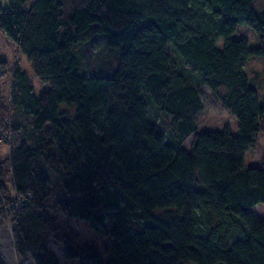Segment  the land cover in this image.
Returning a JSON list of instances; mask_svg holds the SVG:
<instances>
[{"label":"trees","instance_id":"trees-1","mask_svg":"<svg viewBox=\"0 0 264 264\" xmlns=\"http://www.w3.org/2000/svg\"><path fill=\"white\" fill-rule=\"evenodd\" d=\"M240 25L256 47L236 37ZM0 34L49 85L38 95L16 65L11 110L26 125L0 104V139L13 131L0 158V235L9 225L18 255L264 264V220L253 211L264 204V166L245 163L264 131V97L247 71L264 61V0H7ZM94 34L118 55L106 75L82 66L78 48ZM201 86L237 120L236 134L199 127ZM65 219L105 236L103 252L80 245ZM50 239L63 245L62 261Z\"/></svg>","mask_w":264,"mask_h":264},{"label":"rangeland","instance_id":"rangeland-1","mask_svg":"<svg viewBox=\"0 0 264 264\" xmlns=\"http://www.w3.org/2000/svg\"><path fill=\"white\" fill-rule=\"evenodd\" d=\"M5 6H7V0H0V8ZM236 37L246 39L250 48H254L259 44L254 32L248 25H240L238 27ZM89 42L90 44L88 42L83 43V45H80L78 48L80 55H82V66L84 69L88 70L91 74L103 72L101 74L106 75L108 70L110 71L118 66L119 59L117 52L107 48L103 37L94 34L90 37ZM168 51L171 52L170 48H168ZM0 60L6 61V75L0 79V104L3 107H6V109H9V112L11 111L14 122L20 121L26 125L27 120L23 119L19 114L11 110V83L14 67L19 65L25 72H27L38 95L49 89V85L42 82L32 72L30 62L27 60L26 56L20 52L18 46L13 43L5 34H0ZM263 62L264 61L262 58H253L247 64L248 73L253 76V79L260 87L261 97H264ZM199 90L205 106L204 110L198 115L199 127L201 129H222L225 126H229L231 127L232 132L236 134L238 132V122L231 115L227 107L216 101L211 94V91L207 87L201 86ZM12 135L13 131L8 130L5 136L0 139L1 159H4L9 155V145L12 143ZM189 144L190 140L187 141L186 146ZM245 163L246 166H264V131L260 134L259 141L256 146L246 154ZM5 181L7 183L8 190L13 194L11 178L6 176ZM253 211L259 218L264 220V204L257 205ZM65 221L71 225L74 231L79 233L77 242L80 245L84 244L86 241H92L96 243L103 252V248L106 246L104 240L106 239L105 236L103 237L104 239H102L98 236V234L94 233L85 222L81 220L65 219ZM48 245L55 256L62 261L64 258L63 245L54 239H50L48 241ZM25 263L35 264L32 259L29 261H27V259L24 260L23 264ZM6 264L14 263L8 262Z\"/></svg>","mask_w":264,"mask_h":264},{"label":"crops","instance_id":"crops-1","mask_svg":"<svg viewBox=\"0 0 264 264\" xmlns=\"http://www.w3.org/2000/svg\"><path fill=\"white\" fill-rule=\"evenodd\" d=\"M29 261L30 258L21 257L16 252L14 247V239L12 231L8 225H4L0 235V261L2 264L14 263V264H23L24 260ZM26 264V263H25Z\"/></svg>","mask_w":264,"mask_h":264}]
</instances>
